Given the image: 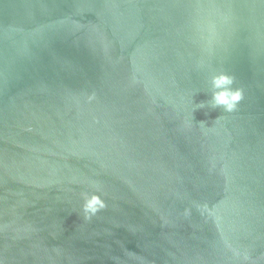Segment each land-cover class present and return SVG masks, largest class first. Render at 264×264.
Wrapping results in <instances>:
<instances>
[{"label": "water", "instance_id": "1", "mask_svg": "<svg viewBox=\"0 0 264 264\" xmlns=\"http://www.w3.org/2000/svg\"><path fill=\"white\" fill-rule=\"evenodd\" d=\"M0 264H264V0H0Z\"/></svg>", "mask_w": 264, "mask_h": 264}, {"label": "clouds", "instance_id": "2", "mask_svg": "<svg viewBox=\"0 0 264 264\" xmlns=\"http://www.w3.org/2000/svg\"><path fill=\"white\" fill-rule=\"evenodd\" d=\"M212 94L211 99L207 102H200L198 108H203L206 105L212 108L223 107L226 111H232L236 108L238 102L242 98L239 89H232V79L227 74L220 73L212 77ZM104 207L103 201L97 196H92L86 200L84 205L85 218H90L99 209Z\"/></svg>", "mask_w": 264, "mask_h": 264}]
</instances>
